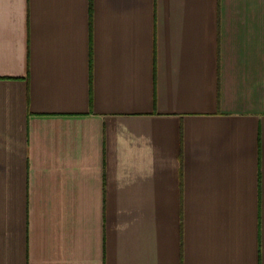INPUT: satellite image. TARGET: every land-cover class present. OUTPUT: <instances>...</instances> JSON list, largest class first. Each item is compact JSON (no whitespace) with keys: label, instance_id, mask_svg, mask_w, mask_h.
I'll return each mask as SVG.
<instances>
[{"label":"crops","instance_id":"crops-1","mask_svg":"<svg viewBox=\"0 0 264 264\" xmlns=\"http://www.w3.org/2000/svg\"><path fill=\"white\" fill-rule=\"evenodd\" d=\"M0 264H264V0H0Z\"/></svg>","mask_w":264,"mask_h":264}]
</instances>
